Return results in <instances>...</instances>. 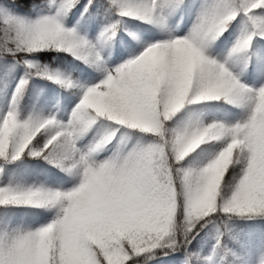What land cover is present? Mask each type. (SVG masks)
<instances>
[{
	"label": "snow or ice",
	"instance_id": "6c2138e0",
	"mask_svg": "<svg viewBox=\"0 0 264 264\" xmlns=\"http://www.w3.org/2000/svg\"><path fill=\"white\" fill-rule=\"evenodd\" d=\"M121 18L149 27L110 67ZM94 24L95 40L77 30ZM260 41L264 0H0V264H264ZM39 81L69 93L60 117ZM201 101L221 114L186 107ZM53 169L71 187L36 182Z\"/></svg>",
	"mask_w": 264,
	"mask_h": 264
},
{
	"label": "trees",
	"instance_id": "16d2710c",
	"mask_svg": "<svg viewBox=\"0 0 264 264\" xmlns=\"http://www.w3.org/2000/svg\"><path fill=\"white\" fill-rule=\"evenodd\" d=\"M37 2H39V0H37ZM188 2V0H186V3ZM82 3H86V0H82ZM75 11V9L73 10ZM76 16L79 17V12H76ZM180 18V21H176V25H175V29H182L184 27V20L186 18V15H181L179 12H177L176 14H174L169 21L174 19ZM116 17H112V20H115ZM124 21V26H118V31L116 33V37L111 38L107 44H106V53L108 56V59H110L111 61L116 60L115 57L117 55V51H118V46L120 44H122V40L118 39L120 37H126L127 33L129 30H131L133 28L134 25H139L141 28H146L149 27L148 25L143 24L142 22L136 21L133 18H121ZM66 25L68 27H72L73 25L76 24V20L73 19L71 23H68V21H65ZM183 26V27H181ZM100 27L101 24H94V25H90L87 28H81L79 25H77V30L80 32L81 35L86 36V38H88L89 40H91L92 38H94L100 31ZM181 27V28H180ZM261 44H264V41H260ZM226 46L225 45H221L219 42H217V45L214 46V48L212 50H220V49H224ZM210 50V51H212ZM41 55H48V56H65L66 54L64 53H53V52H49V53H43ZM67 59L69 61L72 62L73 65H79L81 68L86 67L85 65H83L81 62L73 60L71 56H68ZM42 64L43 63H47V61L41 60L40 61ZM51 67H58L60 68V70L66 75L68 76L72 81L74 82H82L83 77L80 73H78V71L75 68H65L62 67L60 65H56V64H52L50 65ZM93 75H97L96 73H93ZM246 78V75H245ZM38 86H43L45 88V92L48 93V102L44 108L45 112H54L57 114L58 117L61 116L62 112L65 109V101H64V97L68 96L69 93L68 92H63L60 91L59 89L56 88L55 85H52L50 82L48 81H39L38 82ZM69 91H75V89H70ZM59 92V99L56 98V93ZM43 101H41L42 103ZM215 102H208V101H201L198 102L196 106H186V107H195L197 110L202 111L203 113L206 112L207 110H211L214 112V114H216L217 116H219L221 113L218 112L215 109H209L206 106L213 104ZM224 108H228L229 111L233 114H235L234 116H238V110L235 108H231L228 105H224ZM70 110V106L69 109ZM184 109L181 110L180 113L176 114V117H174V120L178 119L182 113H183ZM233 116V117H234ZM195 151V150H194ZM41 164H43V162H40ZM45 168H47V165H44ZM63 176L62 173H59L57 170L53 169L52 170V175L50 176L49 179L47 180H43V181H36L37 183H43L45 187H49V184L52 182H62L60 179H58V177ZM32 183V182H29ZM14 211H40L38 209H15ZM233 224L234 228L236 229H243L245 228L247 225L251 224L252 221H245V220H235L233 222H230ZM166 259V258H165Z\"/></svg>",
	"mask_w": 264,
	"mask_h": 264
},
{
	"label": "rangeland",
	"instance_id": "374dc122",
	"mask_svg": "<svg viewBox=\"0 0 264 264\" xmlns=\"http://www.w3.org/2000/svg\"><path fill=\"white\" fill-rule=\"evenodd\" d=\"M180 21V18H177V19H174V21H169L168 23H169V27H170V29H173L177 34H180V35H182L184 32H186L187 30H188V26L190 25V23H191V19H190V17L188 16V15H186V18H185V20H184V27L183 26H181V27H183L182 28V30H180V32H178V31H176L175 29H174V27H175V23L174 22H176V21ZM180 27V28H181ZM98 35V34H97ZM96 35V36H97ZM96 36L94 37V38H92L91 40H95V38H96ZM233 39H234V37H233ZM106 44H107V42H106ZM106 44H105V46H104V49H103V55L106 57V63L108 64V66H110V67H115L117 64H119V63H122L123 62V60H126V59H128V57L127 56H124L123 57V59H121V60H113V61H111L110 59H108V56H107V53H106ZM229 47H231V42H229L228 44H226V46H225V48L224 49H220V50H212V51H210L211 52V54L213 55V56H215L216 58H221L222 56H224V55H226L227 54V50H228V48ZM214 112L213 111H211V110H207L206 112H204V115H205V117H208V116H210L211 114H213ZM235 118H238V116H234V117H232V119H235ZM29 182H32V181H29ZM49 187H51V188H60V189H63V188H68V187H71V184L70 183H63V182H52V183H50L49 184Z\"/></svg>",
	"mask_w": 264,
	"mask_h": 264
}]
</instances>
